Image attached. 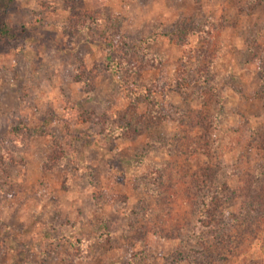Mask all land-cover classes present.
<instances>
[{
  "label": "rangeland",
  "instance_id": "374dc122",
  "mask_svg": "<svg viewBox=\"0 0 264 264\" xmlns=\"http://www.w3.org/2000/svg\"><path fill=\"white\" fill-rule=\"evenodd\" d=\"M68 4L0 0L10 35L0 38V264H130L133 254L136 264H195L191 248L202 264H264V88L258 59L247 56L248 38L264 43V0H121L117 10L105 1L119 34L131 44L155 37L148 48L162 59L122 80L107 66L118 56L99 31L74 28ZM182 16L212 24L207 41H171ZM201 47L210 54L198 60ZM198 62L210 67L206 86ZM131 78L163 87L162 119L128 96ZM67 100L90 117L72 126L84 135L72 149L63 142ZM202 116L206 130L195 124ZM109 122L130 136L107 138ZM206 166L236 195L214 212L213 230L194 215L193 174ZM250 193L262 208L256 227L246 224ZM222 220L235 224L219 241Z\"/></svg>",
  "mask_w": 264,
  "mask_h": 264
},
{
  "label": "trees",
  "instance_id": "16d2710c",
  "mask_svg": "<svg viewBox=\"0 0 264 264\" xmlns=\"http://www.w3.org/2000/svg\"><path fill=\"white\" fill-rule=\"evenodd\" d=\"M105 1L106 0H91V8L88 11H79L75 8V0H68V9L71 11V19H74V28L76 30L85 28L87 30H97L100 32L102 41L118 56L117 60L107 63V66L111 68V70L115 73V77L118 79L122 80L123 76L126 74L131 77L132 74L141 70L142 66H144L145 60L149 61L151 65L158 67L161 64L162 59L157 54L151 52L148 48V45L155 40V37H144L137 44H131L126 36L119 34V19L105 18L102 11V6L105 4ZM194 1L196 3H200L201 0ZM179 21L180 22L173 26L167 34L171 41H174L184 47L187 45V38L190 34H195L197 38L201 39V41H207L209 38V32L212 28V24L205 22L197 23L192 18L187 16H182ZM5 36L10 35L5 27V23H1L0 38H4ZM202 48L203 47H201V49ZM247 48L248 58L258 59L261 74L260 87L264 88V43L262 45L259 44L256 37L248 38ZM194 54L196 59L200 60L208 56L210 53H206V49H202L201 51H198V53L196 52ZM135 58L136 60H134ZM198 66L199 67L196 69V71H199L197 80L200 85L206 86L207 80L210 77V67H203L202 65H199V62ZM186 82H188L186 70L181 69L175 79L176 90L180 93L184 92L183 87ZM128 84L127 94L133 101L145 99L148 102V107H150V120L157 121L162 119L164 115L162 116L161 105L160 102L157 101L155 95L157 92L163 91V87L159 85L156 80L152 82L143 81L139 83L134 78H131ZM88 120H90V117L89 114L86 113L85 109L80 108L71 100L66 101L62 117V128L64 131L63 142L66 147L72 149L74 143L84 136L83 134L74 133L71 130L72 126L78 121L87 122ZM195 124L199 128L206 130L208 129L210 122H208V120L206 121V118L202 116L196 120ZM211 125H214V123H211ZM104 130L107 138L130 136L126 124L119 122L106 123V125H104ZM97 135L98 134L95 136ZM97 137L99 138V136ZM219 170L220 169L218 168L206 166L193 174V177L195 178L193 185L197 187V205L194 215H196V222L203 226L204 229H214L213 223L216 220L214 212L218 210L220 203L223 200L232 199L236 196L235 193L231 191L223 182L219 184L217 183L216 185L213 184V178L217 177ZM247 199L248 205L251 208L246 214V220L248 221H246V224L248 226L253 225L256 227V219L260 220V216L257 215L259 212L261 213L262 208L259 209V203L256 202L252 193L248 195ZM234 224L235 222H232L231 224H228V221L223 222L224 229H222L219 233V241L227 240L226 235L233 229L232 226H234ZM187 253L189 254L192 262L195 264H202L203 262H206V259H204L206 257L198 255L201 254L200 250L191 248ZM139 257L140 255L133 254L130 259V264H136ZM24 264L29 263L25 262Z\"/></svg>",
  "mask_w": 264,
  "mask_h": 264
},
{
  "label": "crops",
  "instance_id": "0c3cea01",
  "mask_svg": "<svg viewBox=\"0 0 264 264\" xmlns=\"http://www.w3.org/2000/svg\"><path fill=\"white\" fill-rule=\"evenodd\" d=\"M89 4L91 3V0H88ZM106 6H109V8H114L117 10L121 6V0H106Z\"/></svg>",
  "mask_w": 264,
  "mask_h": 264
}]
</instances>
